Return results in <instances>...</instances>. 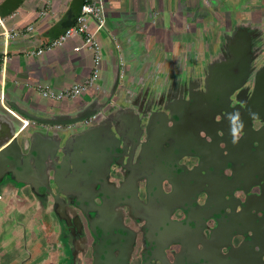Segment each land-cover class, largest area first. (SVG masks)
I'll return each mask as SVG.
<instances>
[{"label": "water", "instance_id": "95a60500", "mask_svg": "<svg viewBox=\"0 0 264 264\" xmlns=\"http://www.w3.org/2000/svg\"><path fill=\"white\" fill-rule=\"evenodd\" d=\"M71 25L72 19H65L61 26L62 32ZM262 34L260 27L250 22L236 23L223 35L216 59L207 66V73L213 78L211 89L203 79L206 72L202 77L181 79V84L177 80L176 84L170 83L169 86L166 84L158 87L155 80L150 84L154 103L150 100L143 109L139 107L127 110L129 114L120 121L115 119L114 112L104 111L119 84V66L109 94L100 101L104 95V91L100 89L99 95L93 101L74 114H48L40 117L13 105L15 113L33 122L65 128L63 131L70 133L65 136L64 132L59 131L54 136L45 131L46 142L42 143L37 141L40 139L38 132L28 135V126H21V131L15 135L17 126L13 123L9 134L0 139V182H11L17 189L28 187L43 213L49 209L57 212L58 216L60 213L57 206L61 204V195L69 199V193L63 190L68 188L70 191L72 187L75 190L71 191L78 192L79 196L86 194L85 187L92 188L98 198H109L102 187H143L146 195L144 206L154 201L160 207L168 204L176 193L184 198V206L178 208L185 211L191 228L188 230L189 234H200L204 237V240L195 239V242H191L189 237L185 239L186 244L191 243L200 250L199 259L191 264H218L210 259L213 254L210 258L207 256L211 246L208 244L218 239L214 236L220 230L219 218L216 217L222 215L228 218L226 210L232 211L229 206L219 208L220 202L230 203L236 198L238 205L249 211V214L264 212V206L259 211L247 207L252 195L258 197V204L264 205V175L259 185L255 184L246 189L221 187L225 176L219 175L214 161L220 157L219 161L222 162L225 158L229 159L231 154L241 158L239 144L226 133L224 119L231 109L222 92L227 87L231 96L242 87V79L250 76L254 77V87H259L264 77V66L261 69L256 68V63L262 65L264 59ZM236 78L239 81L233 86L232 82L235 83ZM234 100L237 104H242L237 93ZM111 104L114 106V103ZM262 106L259 105V108ZM98 113L99 122L82 124L83 120ZM253 121L262 123V126L253 130ZM244 124L251 129L248 152L256 154L264 150V116L249 117L244 120ZM246 131L245 127H241L236 132L244 137ZM149 156L156 158L157 164L154 163L149 168L150 171L147 169L142 173L139 169L145 164L144 161H148ZM184 158L195 159V162L181 163ZM167 172L174 175L179 187H173L174 181L162 175ZM208 172L213 173L212 176ZM196 175L200 176L199 180H196ZM255 177H259L258 172ZM232 178L233 176L230 177ZM165 182L172 187L165 190L162 187ZM254 188L258 189V194L251 193ZM238 191H242L243 198L236 197L235 193ZM81 196L78 197L79 200L82 199ZM131 197L129 193L125 198ZM209 208L216 211L209 216L199 214ZM45 216L49 218V211ZM196 218L204 219V222L215 221L217 224L215 227L205 224V227L197 231ZM168 225V221L163 224L164 232ZM177 231L180 234L182 228L179 227ZM254 234L253 232V237ZM222 247L230 249L231 245ZM252 247L260 248L258 243ZM262 256L264 254L260 256V260ZM224 257L220 258L221 262H224ZM246 259L244 264L253 263ZM229 264H232L231 261ZM260 264L263 262L260 261Z\"/></svg>", "mask_w": 264, "mask_h": 264}, {"label": "crops", "instance_id": "0c3cea01", "mask_svg": "<svg viewBox=\"0 0 264 264\" xmlns=\"http://www.w3.org/2000/svg\"><path fill=\"white\" fill-rule=\"evenodd\" d=\"M82 3L0 0V139L13 123L16 135L23 120L32 121L15 113L13 105L40 117L74 114L99 91H104L100 101L109 94L118 66L119 84L104 111L114 112L120 121L127 110L143 109L149 103L153 81L162 87L202 77L216 59L223 35L236 23L250 22L264 35V0H103L106 25L97 35L101 45L97 89L72 100L43 98L38 86L62 90L82 83L92 71V52L75 50L82 45L79 38L42 55L33 54L62 32L65 19L70 17L74 24ZM29 26L34 27L32 32H27ZM4 30L16 35L6 37ZM60 129L35 122L27 133L38 132L37 141L45 143V131L69 135ZM56 213L49 209L43 213L28 187L17 189L11 182H0V264H73L72 244L61 235Z\"/></svg>", "mask_w": 264, "mask_h": 264}, {"label": "flooded vegetation", "instance_id": "af4514ba", "mask_svg": "<svg viewBox=\"0 0 264 264\" xmlns=\"http://www.w3.org/2000/svg\"><path fill=\"white\" fill-rule=\"evenodd\" d=\"M263 66L264 59L262 65L256 63L257 69H261ZM239 78L234 79L233 86L239 81ZM203 79L207 81V85L211 89L213 78L210 73H207V67ZM242 80V87L238 88L231 96L227 87L222 92L230 103L231 109L224 119L226 133L229 137H234V142L239 144L241 158L231 154L228 156L229 159L225 158L222 162L219 161L220 157L217 160L214 159L217 172L219 175L225 176L222 179L221 187H231V189L233 187L246 189L255 184L259 185L264 175V150L256 154L248 152L247 145L251 139L248 136L251 134V129L244 124V120L249 117L264 116V77H262L257 88L254 87L253 76ZM236 93L240 96L242 104H237L234 100ZM148 98L154 103L152 94H149ZM259 105H263L261 109ZM99 119L100 117L94 121ZM251 125L254 130L261 127L262 123L253 121ZM241 127H245L247 130L244 137L236 132ZM145 138L149 139L148 136ZM237 159L241 160L238 161ZM155 160L156 158L149 156L148 161H144L145 164L139 170L142 173L147 169L150 171L149 168L154 166V163L157 164ZM194 162L195 159L189 158H184L181 161V163L187 164ZM230 164L231 166H229ZM128 170L129 168L126 171ZM256 172L259 173V177H255ZM208 173L209 176L213 174ZM162 175H166L174 181L172 182L173 187H179L174 175H170L168 172L162 173ZM231 176H233L232 179H230ZM195 177L196 180L200 179L198 175ZM172 186L166 182L162 184L165 190ZM85 188L86 194L80 195L81 200L78 198L80 197L78 192L71 191L75 190L74 187L70 191L68 188L64 189L63 192L69 193V199L67 198V200L61 195V204L57 206L61 222L62 234H60L63 235V238L69 239V243L72 244L69 250H73L75 255V260L72 259L73 264H191L199 259L200 250L197 247L194 248L191 243L186 244L185 239L189 237L191 242H195V239L204 240V237L200 234L194 236L189 234L188 230L191 228L185 211L178 208L184 206V198L181 195L175 193L168 204L163 207L154 201L144 206L143 202L146 200V195L143 187H122L121 189L102 187L109 198L104 196L98 198L94 189ZM129 193L132 197L125 198ZM251 193L258 194L259 191L254 188ZM235 195L238 198L244 197L242 191L236 192ZM257 200V196H250L247 207L257 211L263 209L264 205L258 204ZM238 204L239 201L236 198L230 203L220 202L219 208L229 206L232 211L226 210L229 214L228 218L222 215L216 217L219 218L220 230L214 236L218 239L208 244L211 246L207 256L210 258L212 254L215 255L210 259L218 264H229L230 261L232 264H244L246 258L250 259H246L247 262L253 261L251 264H260V261L264 264V256L260 260V256L264 254V212L249 214V211L241 208ZM215 211L216 209L211 210L209 208L204 213L199 214L209 216ZM170 214L171 218L169 217ZM196 219H198L197 231L205 227V224L210 225V227H215L217 224L215 221L204 222V219ZM166 221L169 225L167 231L164 232L162 226ZM179 227L182 228L180 234L177 231ZM253 232L255 237H253ZM257 243L260 248H251ZM227 244L231 245L230 249L222 247V245ZM203 253L205 252L203 251ZM224 255L226 256L224 257ZM222 257H224V262L220 261Z\"/></svg>", "mask_w": 264, "mask_h": 264}, {"label": "built area", "instance_id": "2783aa9c", "mask_svg": "<svg viewBox=\"0 0 264 264\" xmlns=\"http://www.w3.org/2000/svg\"><path fill=\"white\" fill-rule=\"evenodd\" d=\"M106 25V11L104 8L103 0H83L80 8V13L76 17L74 24L68 29L58 34L56 37L49 40L41 48H39L33 54L42 55L44 52H49L57 48L62 47L68 40L79 38L82 42L79 48H84L92 52L93 54V66L90 75L82 82L75 84L71 87L55 90L49 85H40L38 90L40 95L46 99H52L56 101L72 100L87 93L90 89L96 88V83L100 77L101 72V45L98 41L97 35ZM33 26L27 28V32H32ZM3 34L6 37H14L16 34H10L7 30H4ZM98 114L89 117L82 121V124L89 125L96 118ZM35 122L30 120L22 121V128L30 125H34Z\"/></svg>", "mask_w": 264, "mask_h": 264}]
</instances>
